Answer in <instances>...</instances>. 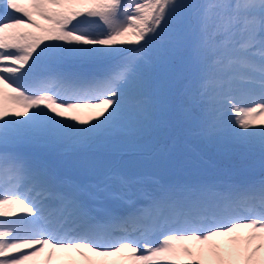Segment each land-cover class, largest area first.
<instances>
[{
	"label": "snow or ice",
	"instance_id": "6c2138e0",
	"mask_svg": "<svg viewBox=\"0 0 264 264\" xmlns=\"http://www.w3.org/2000/svg\"><path fill=\"white\" fill-rule=\"evenodd\" d=\"M0 264H264V0H0Z\"/></svg>",
	"mask_w": 264,
	"mask_h": 264
},
{
	"label": "trees",
	"instance_id": "16d2710c",
	"mask_svg": "<svg viewBox=\"0 0 264 264\" xmlns=\"http://www.w3.org/2000/svg\"><path fill=\"white\" fill-rule=\"evenodd\" d=\"M154 140H156L158 143H160V141H165L166 139H164V138L161 137L159 134H157V135H156V138H155ZM190 142L192 143L193 147L196 148L197 150H203L204 152H206V151H209V150L213 149V148H211V147L203 148V147L201 146V144H199V142H198L197 140H195V139H192ZM158 143H157V144H158ZM153 146H154V148L156 147L155 142L153 143ZM214 152H215V151H213V153H214ZM206 153H207V152H206ZM256 171H259V169H257Z\"/></svg>",
	"mask_w": 264,
	"mask_h": 264
},
{
	"label": "rangeland",
	"instance_id": "374dc122",
	"mask_svg": "<svg viewBox=\"0 0 264 264\" xmlns=\"http://www.w3.org/2000/svg\"><path fill=\"white\" fill-rule=\"evenodd\" d=\"M199 144H201L200 142H199ZM201 146L203 147V148H205L202 144H201ZM156 149H159V147H157ZM213 151H215V149L213 148V149H211V150H209V151H206L207 153H213ZM57 159H60L59 157H57ZM67 159H71V157H68ZM258 169V168H257ZM256 169V170H257ZM64 172L66 173V174H71V175H73L74 174V169H72L71 167H65L64 169ZM256 170H255V172H256ZM257 175H259V173H256Z\"/></svg>",
	"mask_w": 264,
	"mask_h": 264
}]
</instances>
